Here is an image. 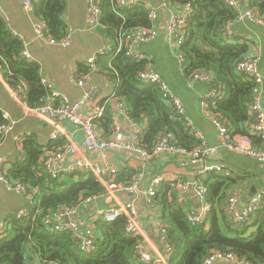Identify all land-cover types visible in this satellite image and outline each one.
Wrapping results in <instances>:
<instances>
[{
	"label": "trees",
	"instance_id": "1",
	"mask_svg": "<svg viewBox=\"0 0 264 264\" xmlns=\"http://www.w3.org/2000/svg\"><path fill=\"white\" fill-rule=\"evenodd\" d=\"M99 2L102 9L100 25L105 27L113 43H117L122 29L152 26L147 3L119 7L117 0ZM168 2H191L193 7L187 21V37L181 45L187 61L185 74L188 77L198 68L211 71L215 78L211 89L218 87L223 92L215 99L212 111L220 113L236 133L248 134L254 85L245 74L236 70V66L247 58L249 44L224 34L226 25L237 19V11L226 0ZM248 5L264 15V0H248ZM65 6V0H35L34 15L45 22L49 34L59 40L68 30L63 18ZM23 48V40L10 31L0 12V65L6 78L14 88L21 82L26 84L24 99L32 107L43 105L49 91L42 83L41 66L23 57ZM111 59L109 75L115 84V96L125 101L133 119L145 124L141 143L152 149L159 135L166 133L180 147L188 150L198 147L200 141L181 116L163 100L159 87L139 78V73L148 67L149 61L132 59L125 50ZM5 121L0 109V125ZM111 122L109 111L97 119L98 125L106 130H109ZM253 139L257 146H262L261 138L253 136ZM62 144V141L52 140L43 146L33 135H27L22 140L20 152L9 162L7 177L26 184L28 193L35 196L37 207L27 216L13 217L8 221L7 228L0 235V264H31L29 253L37 256L40 264H156L139 258L136 253L138 239L126 232L124 216L112 222L102 217L96 221L95 248L89 254L75 245L68 232L51 229L46 221L51 211L56 212L64 205L79 204L105 191V186L92 172L74 171L68 173L64 180L52 178L45 171L41 159L46 150ZM137 172L133 165L123 164L115 181L130 182ZM248 175L246 170L236 166L232 170L225 167L224 171L202 177L209 189L212 209L205 221L196 224L190 220L192 212L187 202L178 199L172 185L166 182L160 188L155 199L162 208L161 219L173 244L170 264H204L205 258L216 250L230 252L253 264H264V204L248 224L234 223L226 210L229 191ZM201 176L195 175L198 180Z\"/></svg>",
	"mask_w": 264,
	"mask_h": 264
},
{
	"label": "built area",
	"instance_id": "2",
	"mask_svg": "<svg viewBox=\"0 0 264 264\" xmlns=\"http://www.w3.org/2000/svg\"><path fill=\"white\" fill-rule=\"evenodd\" d=\"M88 11V24L91 28L100 26V17L102 9L99 0H86ZM165 8L171 6L168 0H162ZM119 7L127 5H134L138 3H147L149 6V18L152 21L150 28H133L122 29L118 35L116 48L107 45L101 49L94 57H92L88 63L95 65L99 57L103 55L112 56L123 50L126 54L135 60H148L149 65L146 69L139 73V78L146 82L156 84L161 90L163 100L173 108L174 112L181 116L191 132H193L197 139L200 141L198 147L192 150H188L184 147H180L174 143L170 135L161 133L155 142L152 149H147L144 144L141 143L142 133L144 128H141V124L133 119L128 112L125 101L116 97L106 99L104 105L97 109V98L95 92L85 91L83 95L76 101H71L65 94L57 91L52 82L48 79L42 78V83L45 88L48 89V99L43 105L35 106L31 108L34 111L45 113L50 120L53 121L56 127L62 121H67L70 124L77 127L79 131L83 133V142L89 152L100 155L104 160L103 162L86 160L78 158L66 168L67 173L74 171L92 172L97 179L105 186L108 187L109 192H125L131 195H135L140 190V182L143 178V171L139 168L136 176L130 182H116L115 178L119 172L118 167L110 165L106 159L108 151H118L124 148L125 145V133L121 117H124L131 126L132 131V143L135 153L139 156L141 164L151 163L154 159L160 155L166 154L176 157L180 162L187 163L197 170L199 175H205L211 172L224 171L222 164L211 161V157L218 153L220 148L228 149L232 152L239 153L245 156H249L258 161L260 166H264V105H263V83L264 76L259 69L260 55H254L252 57L244 58L237 63L236 70L239 73L245 74L246 77L253 82V94L250 104V130L248 134L236 133L230 124L223 118L220 113L213 112L211 114V120L218 130L220 142L219 146L208 144L204 135L196 128L187 115L186 109L181 99L176 96L170 89L167 81L151 68L150 59L147 55L142 53L138 49L140 43H148L156 39L159 22H160V10L153 4L146 0H117ZM229 6L235 8L237 11V19L239 22H251L258 25H264V15H261L257 10L251 8L249 5L242 7L237 0H226ZM22 7L25 12L33 13L35 10V0H21ZM183 8L177 11H173L168 21V33L170 35V43L172 45L175 57L183 71H185L187 61L184 54L181 52V45L187 37V21L192 13L193 7L191 2H187L182 5ZM229 22L224 30V34L228 37H233L234 33L231 30L233 22ZM34 40L42 41L49 44L61 45L67 47L70 45V35L62 37V39H55L48 32V27L45 22L37 20L34 25ZM115 49V50H114ZM22 56L29 59L30 53L28 50V44H24L22 49ZM0 70L3 71V67L0 65ZM4 72V71H3ZM84 78L79 74H74L72 80L76 85L82 86L84 84ZM188 79L191 81H205L214 83L215 78L211 71L205 68H198L193 70ZM19 99L22 102H26L24 97L26 94V84L21 82L17 87ZM220 89L213 88L201 101V105L205 108L214 106L215 99L221 96ZM114 99L117 109V113L111 115V135L110 137H104L102 131L97 123V119L102 117L106 111V104ZM211 101V102H210ZM85 107H93L89 113H84ZM16 120H6L0 125V137L1 141L6 139L8 134L14 129ZM60 136L59 131L52 135V139L56 140ZM253 136H257L262 139V146L259 147L255 144ZM24 137H17V140L22 142ZM76 147L73 144L60 145L53 150H46L41 163L45 171L50 174L52 178H58L61 176V171L53 168V163L56 160L62 159L67 155L73 153ZM7 167L5 158H0V182L5 183L8 189L16 191L22 194H28V186L21 181H12L7 177ZM264 177V174H263ZM169 182L173 189L178 188L181 194L187 193L192 190L199 201L201 210L197 215L190 216V220L196 224L206 220L212 209V204L209 201V189L207 184L195 180H183L177 174H172L166 177L165 175H159L155 177L150 187L147 189L146 194L148 201L152 202L153 198L157 194V187L164 182ZM105 193V191H104ZM103 193V194H104ZM102 194V195H103ZM98 197L94 196L93 198ZM92 199V198H91ZM87 200V199H85ZM83 200L81 203H83ZM64 205L60 207L50 218L46 221L50 224L51 229L56 231L68 232L71 239L79 247V249L89 254L95 248L96 234L89 231H84L80 228L76 216L79 213L80 204ZM264 204V189H260L257 192L249 196L248 200L241 202V195L239 192L231 193L227 199L226 210L231 216V219L236 224H248L252 221V216L258 209ZM28 213L22 212L18 215V218L27 216ZM98 216H101L106 221L112 222L120 217H125V230L126 232L138 239L136 244V253L139 258L145 262L158 261L160 264L161 259L166 260L169 264L171 254L173 252V244L169 238V230L167 226H161L159 229V235L161 239L166 243V256L162 257L155 249L154 244L150 241L146 232L139 221V210L134 200L123 201L115 204L112 208H107L104 211H99ZM7 223L0 227V234H3L7 228ZM161 258V259H160ZM218 261H229L243 264H253L245 259H239L230 252H223L216 250L205 258L204 264H215Z\"/></svg>",
	"mask_w": 264,
	"mask_h": 264
},
{
	"label": "crops",
	"instance_id": "3",
	"mask_svg": "<svg viewBox=\"0 0 264 264\" xmlns=\"http://www.w3.org/2000/svg\"><path fill=\"white\" fill-rule=\"evenodd\" d=\"M147 1L154 5L156 0ZM238 2L242 7L248 6V0H239ZM65 3L63 18L68 26L65 36L70 35L71 37L70 45L67 47L34 40V25L38 19L34 13L24 11L21 0H0V12L7 20L10 31L22 39L24 44H28L29 60L40 64L42 78L51 81L54 88L69 97L71 101L78 100L85 91L95 92L98 102L97 109H99L104 105L106 99L113 97L115 94V84L109 75L113 56L111 54L103 55L99 57L95 65H90L88 61L107 45L114 48L117 43H113L107 36L105 27L102 25L96 28L89 26L86 0H65ZM182 5L171 4V6L165 8L162 1V7L159 8L160 22L156 39L148 43H140L137 47L149 57L151 68L162 75L173 93L181 99L187 115L196 128L204 135L208 144L219 146L218 130L211 120L213 106L205 108L201 105L203 98L215 87L211 89L212 83L209 82L189 80L181 69L170 43L168 21L171 13L182 9ZM164 20H167L166 24ZM230 28L234 33L233 37H237L243 42H248L249 51L247 58L260 55L259 69L264 76V25L235 21ZM74 74L85 77L82 86L73 82ZM17 90V88L9 84L5 73L0 70V109L6 120H16L14 129L5 140L0 142V158H5L7 170L9 162L20 152L22 147V142L18 141L17 137L33 135L41 145L46 146L54 140L52 135L58 131L60 136L56 139L57 141H62V145L73 144L76 147L73 153L53 163V168L61 171V179H67L66 168L78 158L103 162L104 159L100 155L88 151L83 142V133L76 126L67 121H62L56 127L45 113L34 111L31 109L33 105L31 106L28 102H22L19 99ZM220 93L223 95L222 91ZM92 109L93 107H85L83 112L87 114ZM106 111H109L111 115L112 113H117L114 99L106 104ZM121 121L125 133L124 148L118 151H108L105 160L110 165L118 167V169L126 163L133 165L138 171L141 168L143 178L139 184L140 190L135 195L112 191L108 193L109 189L104 185L105 193L103 195L87 199L79 205L80 208L76 220L82 230L94 233L96 231V221L101 218V216H98L99 211L112 208L115 204L123 201L134 200L139 210V221L143 230L154 244L156 251L162 257H165L166 243L161 239L159 229L161 226L166 225L163 224L161 219L162 208L155 198L160 188L167 181L157 187V194L152 202L148 201L146 191L150 187L151 181L159 175L168 177L169 175L177 174L183 180H195V175L199 174L192 166L166 154L160 155L151 163L141 164V160L135 153L132 143L133 127L124 117H121ZM250 122L251 120L248 122V130H250ZM99 127L104 137H110L111 126L109 130ZM141 128H145V124L142 123ZM211 161L222 164L224 168L230 167L231 170L236 166L241 167L249 173L241 184L229 191V195L239 192L242 206L249 196L260 189H264V166H260L254 158L220 148L218 153L211 157ZM227 169L230 171L229 168ZM206 175H202L199 181L204 182L201 178ZM175 190L177 191L178 199L181 202H187L186 205L192 212L190 216L197 215L199 210H201V206H199V201L194 192L190 190L181 194L178 188ZM1 207H5L6 210L5 213L0 214V227L6 223L8 224L11 218L17 217L22 212L29 214L34 211L37 207V202L34 194L18 193L8 189L5 183L0 182ZM53 212L51 211L49 215H53ZM49 215L47 218H50ZM29 259L31 264H40L39 258L34 254L29 253ZM161 261L160 264H168V261L166 262L164 259H161ZM155 263L159 264L158 261H155ZM215 264L243 263L218 261Z\"/></svg>",
	"mask_w": 264,
	"mask_h": 264
},
{
	"label": "water",
	"instance_id": "4",
	"mask_svg": "<svg viewBox=\"0 0 264 264\" xmlns=\"http://www.w3.org/2000/svg\"><path fill=\"white\" fill-rule=\"evenodd\" d=\"M237 1H239V0H237ZM154 6L157 7V8L162 7V0H156ZM164 22L166 24L167 20H164Z\"/></svg>",
	"mask_w": 264,
	"mask_h": 264
},
{
	"label": "rangeland",
	"instance_id": "5",
	"mask_svg": "<svg viewBox=\"0 0 264 264\" xmlns=\"http://www.w3.org/2000/svg\"><path fill=\"white\" fill-rule=\"evenodd\" d=\"M34 13V12H33ZM89 27V26H88ZM5 73V72H4ZM5 210H6V208L5 207H1L0 208V214H2V213H5ZM1 235V234H0Z\"/></svg>",
	"mask_w": 264,
	"mask_h": 264
}]
</instances>
